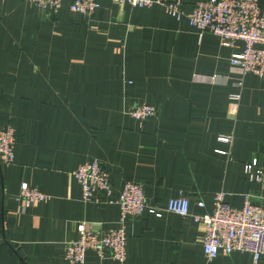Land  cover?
Returning <instances> with one entry per match:
<instances>
[{
	"label": "crops",
	"instance_id": "0c3cea01",
	"mask_svg": "<svg viewBox=\"0 0 264 264\" xmlns=\"http://www.w3.org/2000/svg\"><path fill=\"white\" fill-rule=\"evenodd\" d=\"M197 1L184 0V10ZM71 2L54 14L31 0H0V127L16 137L14 162L0 161V264H79L64 257L78 222L99 232L119 225V205L104 194L103 203L85 202L72 174L93 158L110 174L112 198L131 180L161 210L187 196L193 213L211 212L220 191L238 208L246 193L261 201L244 164L264 165V78L232 68L243 43L200 37L161 5L99 0L86 17ZM141 103L158 114L132 118ZM23 182L48 199L23 209ZM203 231L190 216L145 211L127 223L123 262L89 249L83 264H264V254L255 262L239 251L208 259Z\"/></svg>",
	"mask_w": 264,
	"mask_h": 264
},
{
	"label": "built area",
	"instance_id": "2783aa9c",
	"mask_svg": "<svg viewBox=\"0 0 264 264\" xmlns=\"http://www.w3.org/2000/svg\"><path fill=\"white\" fill-rule=\"evenodd\" d=\"M43 10L57 13L63 0H31ZM128 2L134 7L161 5L176 19L187 18L189 24L197 29L200 37L206 32L215 34L224 46L237 48L232 54V68L241 75L252 73L264 78V3L261 0H199L191 10H184V0H115ZM99 8V0H72L70 9L82 15L92 16ZM239 86L243 85L241 80ZM241 93L230 96V106L238 108ZM128 114L136 120H146L158 114L154 104L141 103L131 106ZM220 140L230 141V137L221 136ZM15 130L11 126L0 127V161L11 164L15 160ZM244 173L250 182L262 186L261 201L254 202L252 193L244 195L243 206H232L225 199L223 191L215 195L211 212L195 214L190 208L187 196L172 197L165 209L161 210L147 203L142 183L128 180L123 184L117 198H112L113 181L108 171L97 158L87 160L72 172L80 184L82 199L85 202L115 203L120 207L119 225L104 232L95 231L87 222L77 224L78 238L66 242L64 257L70 263L83 264L86 252L92 249L104 259L111 258L123 262L127 258V223L141 216L145 211L161 216L169 211L181 216H190L203 226L202 244L204 254L213 259L220 254L248 252L258 262L264 254V165L258 158L244 164ZM48 195L39 188L23 182L18 200L23 209L44 202ZM263 200V201H262ZM205 207L203 201L198 203Z\"/></svg>",
	"mask_w": 264,
	"mask_h": 264
}]
</instances>
